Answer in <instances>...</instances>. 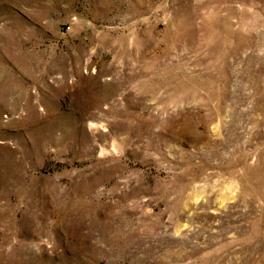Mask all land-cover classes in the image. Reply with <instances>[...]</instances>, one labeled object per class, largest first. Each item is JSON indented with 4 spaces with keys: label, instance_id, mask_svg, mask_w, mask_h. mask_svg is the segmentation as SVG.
Masks as SVG:
<instances>
[{
    "label": "rangeland",
    "instance_id": "obj_1",
    "mask_svg": "<svg viewBox=\"0 0 264 264\" xmlns=\"http://www.w3.org/2000/svg\"><path fill=\"white\" fill-rule=\"evenodd\" d=\"M0 264H264V0H0Z\"/></svg>",
    "mask_w": 264,
    "mask_h": 264
}]
</instances>
